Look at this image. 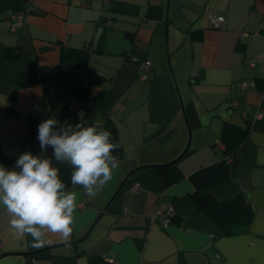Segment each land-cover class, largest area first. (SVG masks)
I'll return each mask as SVG.
<instances>
[{
	"label": "crops",
	"instance_id": "crops-1",
	"mask_svg": "<svg viewBox=\"0 0 264 264\" xmlns=\"http://www.w3.org/2000/svg\"><path fill=\"white\" fill-rule=\"evenodd\" d=\"M212 14L224 15L223 29L210 27ZM85 48L86 65L61 61L62 50ZM132 55L152 64L145 79ZM38 68L37 84L16 83ZM7 110L15 116L0 121V149L9 170L23 152L59 168L37 139L51 117L65 127L81 112L85 126L111 119L121 151L95 198L66 188L77 193L68 241L49 234L33 248L0 207V264H88L97 255L111 264H264V0H27L0 11V116ZM226 125L245 131L230 156ZM239 194L252 218L231 234L194 203Z\"/></svg>",
	"mask_w": 264,
	"mask_h": 264
},
{
	"label": "clouds",
	"instance_id": "clouds-1",
	"mask_svg": "<svg viewBox=\"0 0 264 264\" xmlns=\"http://www.w3.org/2000/svg\"><path fill=\"white\" fill-rule=\"evenodd\" d=\"M78 115L74 127L62 126L54 117L42 121L37 139L41 153L50 146L56 162L71 165V184L95 198L119 167L113 155L119 144L99 121L85 126L84 113ZM0 207L9 214L14 234L25 240L30 236V246L41 248L49 243V234L70 239L77 193L66 189L51 158L23 152L11 170L0 164Z\"/></svg>",
	"mask_w": 264,
	"mask_h": 264
},
{
	"label": "trees",
	"instance_id": "trees-1",
	"mask_svg": "<svg viewBox=\"0 0 264 264\" xmlns=\"http://www.w3.org/2000/svg\"><path fill=\"white\" fill-rule=\"evenodd\" d=\"M27 0H0V11L11 10L13 12L23 9V6ZM89 49L83 50H62L61 61L74 58L83 65L87 64ZM41 68L28 70L18 73L16 77V83L22 87H29L39 82V76ZM84 94V91L82 92ZM58 95L56 93L51 94L47 100L48 109H52L57 103ZM15 116L13 110H7L1 113L0 121L9 119ZM29 129L35 130L38 123L28 119ZM103 128L111 133V139L113 142L118 143L119 147L114 150L113 155L120 157V143L116 134V128L111 119H107L103 124ZM245 131L236 128L233 125H226L223 129L222 141L225 146V153L232 155L240 142L244 139ZM5 162L4 155L0 149V163ZM71 165L67 163L59 164V175L62 181L65 183L66 188L71 185ZM194 203L197 210L204 211L210 220L221 230L222 234H231L238 227L247 225L252 218V209L249 202L245 199L243 194H239L236 197L218 202L210 197L204 195H194ZM88 264H111L106 261L102 256L90 257Z\"/></svg>",
	"mask_w": 264,
	"mask_h": 264
},
{
	"label": "built area",
	"instance_id": "built-area-1",
	"mask_svg": "<svg viewBox=\"0 0 264 264\" xmlns=\"http://www.w3.org/2000/svg\"><path fill=\"white\" fill-rule=\"evenodd\" d=\"M225 17L224 15L220 14H212L209 16V25L211 28L215 29H223L225 27ZM242 35H244L247 38H255L258 36V33H248L244 32ZM131 60L135 61L140 69V78L145 79L146 78V73H149L152 69V64L146 60V58H140L138 56L132 55ZM240 86L245 87V83L242 82L240 83ZM137 186V184L135 185ZM126 212V211H125ZM161 213L159 211H156L153 216H160ZM172 217H173V212L171 209L167 210L164 216L161 218L160 223L163 228H167L169 224L172 222ZM1 248V246H0Z\"/></svg>",
	"mask_w": 264,
	"mask_h": 264
},
{
	"label": "water",
	"instance_id": "water-1",
	"mask_svg": "<svg viewBox=\"0 0 264 264\" xmlns=\"http://www.w3.org/2000/svg\"><path fill=\"white\" fill-rule=\"evenodd\" d=\"M3 256H5V254H3V255H0V258H1V257H3Z\"/></svg>",
	"mask_w": 264,
	"mask_h": 264
},
{
	"label": "rangeland",
	"instance_id": "rangeland-1",
	"mask_svg": "<svg viewBox=\"0 0 264 264\" xmlns=\"http://www.w3.org/2000/svg\"><path fill=\"white\" fill-rule=\"evenodd\" d=\"M139 67V66H138Z\"/></svg>",
	"mask_w": 264,
	"mask_h": 264
}]
</instances>
